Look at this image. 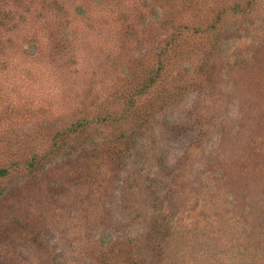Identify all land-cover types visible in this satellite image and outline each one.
I'll return each instance as SVG.
<instances>
[{
  "label": "rangeland",
  "instance_id": "374dc122",
  "mask_svg": "<svg viewBox=\"0 0 264 264\" xmlns=\"http://www.w3.org/2000/svg\"><path fill=\"white\" fill-rule=\"evenodd\" d=\"M2 15L0 264H264V0ZM81 119L96 141L139 125L144 177L133 155L84 171Z\"/></svg>",
  "mask_w": 264,
  "mask_h": 264
},
{
  "label": "trees",
  "instance_id": "16d2710c",
  "mask_svg": "<svg viewBox=\"0 0 264 264\" xmlns=\"http://www.w3.org/2000/svg\"><path fill=\"white\" fill-rule=\"evenodd\" d=\"M238 6V4L236 5ZM0 24L4 23V20H7V17L5 15L0 16ZM3 21V22H2ZM141 91L144 93V90H139L138 94L143 95ZM124 112L122 111L119 114V119H116V126H113V128L120 127L124 120H127L124 116H122ZM109 120H104V123H108ZM138 122V121H137ZM120 124V125H119ZM88 122L86 119H81L80 122H78L76 125L72 126L70 128V132L79 135L80 133V158L83 156L86 158V162L80 160V167L85 171L89 168H91L95 162L96 158L100 156V158L110 160L115 159L116 166L118 164L120 165L125 158H132V155L134 156L133 163L137 164L139 174L141 172H144L143 169V163H144V157L148 156L147 150L149 148L146 137L144 136V131L139 127V125H134L135 129L131 132L129 130L121 132L119 135L111 137L109 134V137H102L99 140L91 139L89 135H85V130L88 129ZM173 125H171V128ZM173 129V128H172ZM137 130H140V133H137ZM174 130V129H173ZM143 131V132H142ZM142 132V133H141ZM98 136V135H97ZM96 136V137H97ZM87 138L88 141H84V138ZM34 160L32 159V162ZM36 161V160H35ZM34 161V162H35ZM150 159L148 160V162ZM88 162L91 163L92 166L88 164ZM29 168H36V165L31 163L28 165ZM28 168V169H29ZM105 169V165L103 167ZM92 169V168H91ZM104 171V170H103ZM101 171V172H103ZM9 174V171L7 168L0 167V177H5ZM140 176L144 177V173H142ZM173 178L177 179V175H172Z\"/></svg>",
  "mask_w": 264,
  "mask_h": 264
}]
</instances>
